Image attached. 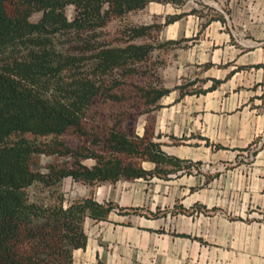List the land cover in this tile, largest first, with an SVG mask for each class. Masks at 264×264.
Returning <instances> with one entry per match:
<instances>
[{"label": "trees", "instance_id": "trees-1", "mask_svg": "<svg viewBox=\"0 0 264 264\" xmlns=\"http://www.w3.org/2000/svg\"><path fill=\"white\" fill-rule=\"evenodd\" d=\"M150 1L186 0H0V264H75L74 251L87 245V220L105 219L115 207L93 195L67 203L30 200L27 187H52L65 177L90 186L167 177L193 164L165 152L146 130L128 128L172 89L139 77V64L155 46L137 39L152 24H125L114 36L105 28ZM65 135L81 143L71 146ZM43 154L55 158L45 171ZM140 156L154 168L132 160Z\"/></svg>", "mask_w": 264, "mask_h": 264}, {"label": "crops", "instance_id": "crops-1", "mask_svg": "<svg viewBox=\"0 0 264 264\" xmlns=\"http://www.w3.org/2000/svg\"><path fill=\"white\" fill-rule=\"evenodd\" d=\"M206 2L227 11L182 60L199 90L172 89L155 114L162 149L193 164L100 183L115 207L87 220L75 264H264V0Z\"/></svg>", "mask_w": 264, "mask_h": 264}, {"label": "rangeland", "instance_id": "rangeland-1", "mask_svg": "<svg viewBox=\"0 0 264 264\" xmlns=\"http://www.w3.org/2000/svg\"><path fill=\"white\" fill-rule=\"evenodd\" d=\"M207 0H186L182 5H175L172 3H162L157 1H150L144 8L136 9L128 12L123 18H115L109 22L105 31L107 35L114 36L117 29L125 24H152L153 27L150 32L137 39L138 42H149L155 47L147 59L139 64L141 74L140 80L146 82L153 81L156 85L176 89L181 93V85L184 86L182 91H192L198 87L191 86L190 72L184 74L185 66L182 65L186 52L190 43H195L205 31L206 26L213 19L219 18L227 11L225 6L215 7L209 5ZM223 9V10H222ZM184 13L182 17L174 22L166 24L167 16L175 13ZM67 15L71 18L74 13L73 5H68L66 8ZM40 13H35L33 19L39 18ZM168 40H177L176 43H169L166 46H161ZM201 80V79H200ZM147 109L144 113L137 115L129 120L128 128L135 129L136 132L143 134L146 130L148 134H152L155 140L157 133L155 131V114L161 107ZM30 137L31 134H28ZM64 140L71 146H77L81 143V139L73 135H65ZM54 156L43 154L40 157V169L45 171L46 164L54 161ZM60 158L58 161H64ZM132 160L137 164L147 169L154 168L155 164L144 157H134ZM71 162V160H69ZM87 164H92L94 159L89 158L84 160ZM127 181L122 178L119 182V187L122 190H127ZM134 183V180H133ZM97 185L90 186L88 184L76 181L71 177H65L61 183L52 187L44 186L35 183L26 188L27 196L30 200L38 201H55L62 197L65 201L80 199L88 195L95 196ZM113 183L107 181L103 184V191H110ZM125 185V186H124ZM152 188L150 182L146 187H141L142 190L148 192ZM102 192V191H101Z\"/></svg>", "mask_w": 264, "mask_h": 264}]
</instances>
